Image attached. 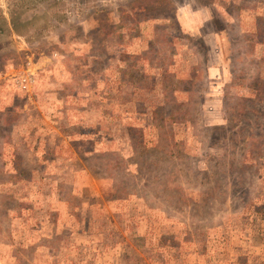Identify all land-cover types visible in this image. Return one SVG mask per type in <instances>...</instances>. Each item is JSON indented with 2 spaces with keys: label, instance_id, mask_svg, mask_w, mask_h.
Here are the masks:
<instances>
[{
  "label": "rangeland",
  "instance_id": "1",
  "mask_svg": "<svg viewBox=\"0 0 264 264\" xmlns=\"http://www.w3.org/2000/svg\"><path fill=\"white\" fill-rule=\"evenodd\" d=\"M0 264H264V0H0Z\"/></svg>",
  "mask_w": 264,
  "mask_h": 264
},
{
  "label": "built area",
  "instance_id": "2",
  "mask_svg": "<svg viewBox=\"0 0 264 264\" xmlns=\"http://www.w3.org/2000/svg\"><path fill=\"white\" fill-rule=\"evenodd\" d=\"M33 82V73L30 69L24 71L14 80L15 85L25 92L29 91Z\"/></svg>",
  "mask_w": 264,
  "mask_h": 264
},
{
  "label": "crops",
  "instance_id": "3",
  "mask_svg": "<svg viewBox=\"0 0 264 264\" xmlns=\"http://www.w3.org/2000/svg\"><path fill=\"white\" fill-rule=\"evenodd\" d=\"M33 84H35V79L33 78ZM35 85H32V87L29 89V91L27 93H30L33 89H34Z\"/></svg>",
  "mask_w": 264,
  "mask_h": 264
},
{
  "label": "trees",
  "instance_id": "4",
  "mask_svg": "<svg viewBox=\"0 0 264 264\" xmlns=\"http://www.w3.org/2000/svg\"><path fill=\"white\" fill-rule=\"evenodd\" d=\"M225 88H231V84L226 85ZM227 95H229V93H227Z\"/></svg>",
  "mask_w": 264,
  "mask_h": 264
}]
</instances>
